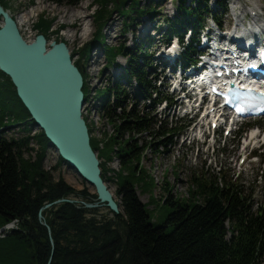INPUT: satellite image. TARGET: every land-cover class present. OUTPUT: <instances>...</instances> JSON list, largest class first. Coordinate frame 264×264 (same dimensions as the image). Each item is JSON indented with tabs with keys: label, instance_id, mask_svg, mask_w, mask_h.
Listing matches in <instances>:
<instances>
[{
	"label": "trees",
	"instance_id": "16d2710c",
	"mask_svg": "<svg viewBox=\"0 0 264 264\" xmlns=\"http://www.w3.org/2000/svg\"><path fill=\"white\" fill-rule=\"evenodd\" d=\"M48 1L70 6L80 2ZM216 1L219 10L227 13L228 6ZM147 2V8H141L140 0H94L97 30L93 40L83 48L82 58L75 61L84 78L83 91L88 102L91 90L82 60L89 58L93 45L103 48L106 68L118 66L120 56L127 58L118 79L105 88L107 97L99 107L101 116L114 128L112 134H105L102 139L94 137L93 126L85 117L91 146L101 161L102 177L107 183L116 182L119 214L107 207L86 208L83 202H96V194L87 187L77 190L46 170L44 160L52 148L50 141L42 130L32 134L35 122L30 112L12 79L0 71V231L19 222L18 229L0 234V264H264V204L256 208L254 189L228 180L225 173L211 180L205 173L199 178L194 176L192 181L197 188L190 190L187 199L174 198L167 190L168 196L160 201L173 209L163 225L151 223L148 208L156 200L155 181L141 167L144 152L153 148L157 154L164 153L160 149L171 146L173 137L181 129L189 128L190 122L182 128L172 124L169 127L151 110L138 107L143 100L151 99L154 113L158 104L169 99L154 80L157 75L152 59V50L157 47L154 40L150 38L131 48L122 44L109 46L103 32L112 6L125 17L127 33L137 17L157 14L151 4L157 0ZM178 2V15L164 20L156 33L163 44L178 39L183 46L179 64L186 68L197 63L199 40L209 19L221 28L223 25L217 11L211 8V0ZM0 4L5 9L11 7L10 0H0ZM48 18L42 14L35 30L49 41L54 19ZM189 34L191 40H186ZM134 81L137 88L131 95L128 88H132ZM252 126L245 125L236 135L240 137ZM16 127L22 135L9 137L8 131ZM144 133L157 142L141 144L136 136ZM115 158L120 161V169L110 175L109 164ZM63 165L67 164L58 157L54 169ZM139 188L150 194L148 203L140 200ZM61 199L77 202L54 204ZM49 204L52 206L44 209Z\"/></svg>",
	"mask_w": 264,
	"mask_h": 264
},
{
	"label": "rangeland",
	"instance_id": "374dc122",
	"mask_svg": "<svg viewBox=\"0 0 264 264\" xmlns=\"http://www.w3.org/2000/svg\"><path fill=\"white\" fill-rule=\"evenodd\" d=\"M221 1L228 6V12L225 14L224 11L219 10L216 0H211L210 5L212 10L217 11V17H219L223 25L222 28L225 31H221L219 27L209 19L208 27L204 33L207 31L211 32L214 29V35L227 36L235 30L236 25L241 26L245 24L248 29L252 28L255 22L260 26L263 25L264 0ZM10 3L11 7L8 10L16 20L23 15H30L29 22L19 27L20 32L26 40L32 41L35 39L37 35L35 24L42 14H45L47 18L49 17L48 19H54L52 30L48 35L49 44L52 41L67 43L71 53L75 55L73 57L74 62L82 58L81 53L83 48L93 40L97 30L94 23V13L96 10L94 0H80L77 5L73 6L55 4L48 0H10ZM140 3L141 8H147L149 5L147 0H140ZM156 3H158V5ZM254 3H258L263 9V11H260V14L263 15L262 20L259 18L253 19L248 15ZM151 4L157 9V14L154 17H137L134 25L127 33H125L124 30L125 17L121 16V14L115 10V7L112 6V15L108 22H106L103 32L109 46H120L122 44L131 48L134 44L142 41H149L150 38L153 39L154 46H157L152 50L154 68L156 67L157 72L161 73L162 66H164L166 76H170L172 74H169L170 67H165V59L163 56L170 57L173 49L165 50L166 44H163V41L159 39L161 36H159V33H156V29L162 26L164 20L167 18L173 19L178 15L179 2L178 0H157V2H152ZM189 4L191 5L193 3L188 2V5ZM192 6L194 7L195 4ZM74 10L83 12L84 18L73 21L72 18L64 14H69ZM246 16L247 18L245 20ZM86 26L88 27L89 33L85 37L82 34ZM67 33L77 35V39L75 41L72 39L68 40L66 36H64ZM178 52H180V50ZM82 61L88 76L91 98L95 95V100L103 103L107 97L105 88L109 85H113L118 79V76L123 70L122 67L127 65V58L125 56H120L116 61L118 66L106 68L107 60L103 48L99 45H93L89 58L83 59ZM172 81L171 78H167L166 81H164V87L161 89L166 97L169 98L170 104L174 105L181 97H177L176 94L173 95L174 87H172ZM160 83H163L161 78L158 85ZM94 91L96 94L93 93ZM129 92L133 95L132 89H129ZM87 103L89 104V101ZM192 105L197 106V103L194 102ZM89 106L86 110L91 115L95 111ZM138 107L143 109V102L142 106L138 105ZM190 107L191 104L186 106L183 104L180 107L173 106L170 109H165V104H163L157 107L154 113L152 111L151 113L155 114L158 120H162L169 125V127L172 123V127L177 126L182 128L191 121L193 115L181 119L177 114L183 115L185 111L188 112L190 110ZM120 113L121 112L118 110V114ZM94 115H92L91 118H87L84 115L88 121L93 122H89L93 126V136L102 139L105 134H112L114 128L101 116L100 110L99 114ZM203 123H206V120L200 119L199 117H197V120H194L193 124L190 122V127L188 129H181L179 134L173 137V144L171 146L160 149V151H164V153L157 154L154 152L153 148H148L144 152L145 158L142 161L141 167L146 169L148 174L151 175L155 181L153 194L156 200L149 205L148 211L151 217V223L156 226L163 225L166 215L173 209L171 206H164L160 201V199H165V197L168 196L167 190L171 191L174 198H190V190H195L197 188V185L193 184L192 178H194V176L199 178L203 173H205L209 180L214 177H220L221 173H225L228 180L233 179V181L243 184L245 188L251 187L254 189L253 199L256 208L259 204H264V145L258 151H253L252 154L258 157V161L251 162L249 158L247 159L252 151L251 147H245V143L250 137L249 131L240 135V137L235 134L226 136V130L223 131V134L216 130L215 135L211 131L209 136L206 133L205 137H197V129L200 126L202 129L207 130L205 125L202 126ZM254 123L259 126V130H264V119ZM38 131L39 129L34 127L32 134ZM7 135L9 137H20L22 134L16 127L8 131ZM138 137L141 144L144 143V141L150 142L153 139L148 133L137 135L136 138ZM152 141L157 142L156 140ZM248 143L250 146L252 141ZM255 144L257 146L264 144V131L259 141H256ZM32 146L37 148L35 144H32ZM58 157L55 149L53 147L50 148L44 160L46 170L51 171L55 179L62 177L68 184L77 190H83L87 187L91 193H94L93 189L89 188L87 183L75 170L70 169L68 165H63L59 169H54V167L57 166ZM109 168L112 170L110 175H113V171H118L120 169V161L115 158L109 164ZM108 186L116 196V182L110 181L108 182ZM138 195L142 203L146 204L149 202L150 194L143 193L141 188L138 189Z\"/></svg>",
	"mask_w": 264,
	"mask_h": 264
},
{
	"label": "water",
	"instance_id": "95a60500",
	"mask_svg": "<svg viewBox=\"0 0 264 264\" xmlns=\"http://www.w3.org/2000/svg\"><path fill=\"white\" fill-rule=\"evenodd\" d=\"M0 71L12 79L34 127L44 131L58 156L97 195L96 202H83L85 207H107L119 214L120 201L102 177L101 161L91 146L84 117V78L67 43L49 44L43 34L33 41L26 40L17 20L0 4ZM63 202L77 201L61 199L54 204Z\"/></svg>",
	"mask_w": 264,
	"mask_h": 264
},
{
	"label": "bare ground",
	"instance_id": "6f19581e",
	"mask_svg": "<svg viewBox=\"0 0 264 264\" xmlns=\"http://www.w3.org/2000/svg\"><path fill=\"white\" fill-rule=\"evenodd\" d=\"M250 11L254 13V17H253V19H258V18L261 16L260 11H263V9L261 8V6H260L258 3H254V4L252 5ZM64 14H65L66 16H69L70 18H72L73 21H77V20H79V19L84 18V15H83L84 13H83V12H79V11H75V10L72 11V12H70L69 14H66V13H64ZM29 20H30V15H23L21 18L17 19L18 26L20 27V26H22V24L28 23ZM257 28H263V27H262V26L259 27V25H258L257 23H255V25H253L251 29H247V28H245V29H243V30H240V28H239L238 26L235 27V30L228 34V35H229V40H226L227 43L223 46L224 53H223L222 55H224V56L227 57V58H232L233 55H232V53H231L230 46H231L232 44H236L237 46H239L240 44H244V43L246 42V35H247L248 33H250V32H254V30L257 29ZM88 33H89V32H88V27L86 26V27L84 28V31H83V34H82V35L86 37ZM64 36H66V38H67L68 40H71V39H72L73 41H75V40L77 39V35H75V34H71V33H67V34L64 35ZM215 36H218V35H215ZM85 37H83V38H85ZM212 39H214V38H212ZM28 41H31V40H28ZM32 41H33V40H32ZM231 41H232V42H231ZM230 42L232 43L231 45H230ZM234 49H237V47H234ZM163 58H164V57H163ZM212 69H213L214 71L217 70L218 72H221L222 75H223V74H226L225 72H223V70H222V71L219 70V64H218V63H216V66H214ZM218 79H221V77H220V78H217L216 75H215V73H214L213 71H211V72L207 73V74L201 79V83H202V84H205V83L213 82V83H218V85H219V84H221L222 82L220 83V80H218ZM254 82H255V81H253L252 83H254ZM252 83H250L248 80H245V81H243L242 83H240V85H242L243 88L251 87V88H254V89H255L256 87L253 86ZM199 84H200V83H199ZM94 93H95V92H94ZM95 94H96V93H95ZM94 96H95V95H94ZM94 96H92L93 98H91V95H90L89 100H88V101H89V104L86 103L85 108H84V115H85L87 118H91V116L94 115V114H99V112L97 111V110H98L97 107H99L100 102L96 101L95 98H94ZM87 104H88V105H87ZM182 104H183L182 99H179V100L176 102V105H178V106H181ZM89 105H90V106H89ZM88 106L91 107V108L95 111V112H93V114H91V115H90L89 112L86 110V108H87ZM118 110L121 112V109H118ZM91 113H92V112H91ZM94 116H95V115H94ZM105 120L108 121V119H106V118H105ZM88 122L93 123L92 121H88ZM108 123H109V122H108ZM110 135H111V134H110ZM252 135H253V134H252ZM254 139H255V138H254ZM16 226H19V222H14V223H12V224H10V225H7L6 227L3 228V229H4L3 232L10 231V229H15ZM3 232L0 231V234L3 233Z\"/></svg>",
	"mask_w": 264,
	"mask_h": 264
},
{
	"label": "built area",
	"instance_id": "2783aa9c",
	"mask_svg": "<svg viewBox=\"0 0 264 264\" xmlns=\"http://www.w3.org/2000/svg\"><path fill=\"white\" fill-rule=\"evenodd\" d=\"M15 229H18V226H16V228H15ZM15 229H10V231H11V230H15Z\"/></svg>",
	"mask_w": 264,
	"mask_h": 264
},
{
	"label": "flooded vegetation",
	"instance_id": "af4514ba",
	"mask_svg": "<svg viewBox=\"0 0 264 264\" xmlns=\"http://www.w3.org/2000/svg\"><path fill=\"white\" fill-rule=\"evenodd\" d=\"M98 102H100V101H98ZM100 104H101V102H100Z\"/></svg>",
	"mask_w": 264,
	"mask_h": 264
}]
</instances>
